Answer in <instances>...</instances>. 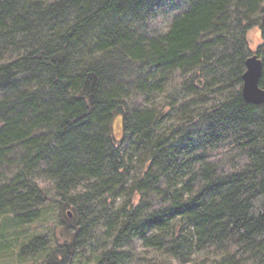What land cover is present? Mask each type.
<instances>
[{
	"label": "trees",
	"instance_id": "1",
	"mask_svg": "<svg viewBox=\"0 0 264 264\" xmlns=\"http://www.w3.org/2000/svg\"><path fill=\"white\" fill-rule=\"evenodd\" d=\"M253 54L264 0H0V219L59 214L19 259L264 264Z\"/></svg>",
	"mask_w": 264,
	"mask_h": 264
},
{
	"label": "rangeland",
	"instance_id": "2",
	"mask_svg": "<svg viewBox=\"0 0 264 264\" xmlns=\"http://www.w3.org/2000/svg\"><path fill=\"white\" fill-rule=\"evenodd\" d=\"M164 26L165 24L163 28ZM6 220L7 218L0 219V264H30V261L23 262L18 257L21 243L33 234L43 233L48 229L50 230L54 224L59 222V214L57 209H49L41 220L27 227V231L25 230L26 232L21 229L4 231L3 224ZM104 239V232L101 230L97 232L91 240L80 238L78 240L76 256L72 260L73 264H95L104 246ZM5 245L12 246L10 249H12L13 255L9 253L7 249H1V247Z\"/></svg>",
	"mask_w": 264,
	"mask_h": 264
},
{
	"label": "water",
	"instance_id": "3",
	"mask_svg": "<svg viewBox=\"0 0 264 264\" xmlns=\"http://www.w3.org/2000/svg\"><path fill=\"white\" fill-rule=\"evenodd\" d=\"M263 70L264 63L258 54H253L246 60L242 92L245 100L255 105L264 104V89L260 87ZM69 215L72 217L71 213Z\"/></svg>",
	"mask_w": 264,
	"mask_h": 264
}]
</instances>
